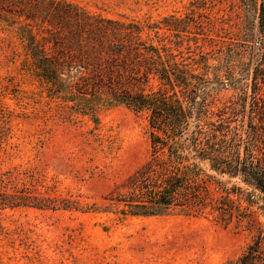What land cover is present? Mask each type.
<instances>
[{
	"label": "trees",
	"instance_id": "obj_1",
	"mask_svg": "<svg viewBox=\"0 0 264 264\" xmlns=\"http://www.w3.org/2000/svg\"><path fill=\"white\" fill-rule=\"evenodd\" d=\"M236 3L243 39L219 46L217 65L182 38L188 24L174 14L141 23L57 0H0V22L19 34L49 98L91 116L102 105L146 114L147 159L114 198L123 214L177 207L245 224L251 241L222 264H264V0ZM224 86L235 96L216 112L209 92ZM7 182L0 171V189ZM8 196L0 207L27 205Z\"/></svg>",
	"mask_w": 264,
	"mask_h": 264
},
{
	"label": "rangeland",
	"instance_id": "obj_2",
	"mask_svg": "<svg viewBox=\"0 0 264 264\" xmlns=\"http://www.w3.org/2000/svg\"><path fill=\"white\" fill-rule=\"evenodd\" d=\"M57 1L141 23L177 15L188 24L182 38L212 65L219 46L243 39L237 0ZM234 96L224 86L211 88L208 99L217 112ZM148 153L145 113L102 105L91 116L49 98L19 34L0 22V171L9 181L0 194L9 195L8 203L27 204L0 207V264H222L236 258L255 233L245 224L225 226L177 207L158 215L121 212L114 198Z\"/></svg>",
	"mask_w": 264,
	"mask_h": 264
}]
</instances>
